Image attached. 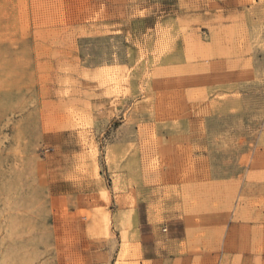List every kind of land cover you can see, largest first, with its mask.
I'll list each match as a JSON object with an SVG mask.
<instances>
[{
    "label": "rangeland",
    "instance_id": "obj_1",
    "mask_svg": "<svg viewBox=\"0 0 264 264\" xmlns=\"http://www.w3.org/2000/svg\"><path fill=\"white\" fill-rule=\"evenodd\" d=\"M264 264V0H0V264Z\"/></svg>",
    "mask_w": 264,
    "mask_h": 264
},
{
    "label": "crops",
    "instance_id": "obj_2",
    "mask_svg": "<svg viewBox=\"0 0 264 264\" xmlns=\"http://www.w3.org/2000/svg\"><path fill=\"white\" fill-rule=\"evenodd\" d=\"M129 214L140 264H183L185 254L196 252L184 218L164 221L151 218L148 210L137 202L132 204Z\"/></svg>",
    "mask_w": 264,
    "mask_h": 264
},
{
    "label": "built area",
    "instance_id": "obj_3",
    "mask_svg": "<svg viewBox=\"0 0 264 264\" xmlns=\"http://www.w3.org/2000/svg\"><path fill=\"white\" fill-rule=\"evenodd\" d=\"M164 230H166V229H164Z\"/></svg>",
    "mask_w": 264,
    "mask_h": 264
}]
</instances>
